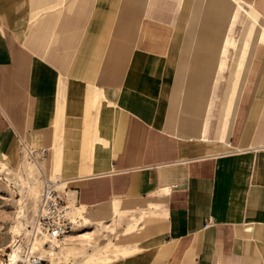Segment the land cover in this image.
Listing matches in <instances>:
<instances>
[{"label": "crops", "instance_id": "obj_1", "mask_svg": "<svg viewBox=\"0 0 264 264\" xmlns=\"http://www.w3.org/2000/svg\"><path fill=\"white\" fill-rule=\"evenodd\" d=\"M187 1L0 0V160L19 144L21 157L43 151L45 176L108 228L118 226L114 203L139 208L129 254L109 264H264V95L251 139L232 142L264 52V32L252 28L264 3L202 0L232 15L246 5L241 37L232 62L226 48L217 62L221 36L203 18L180 64Z\"/></svg>", "mask_w": 264, "mask_h": 264}, {"label": "rangeland", "instance_id": "obj_2", "mask_svg": "<svg viewBox=\"0 0 264 264\" xmlns=\"http://www.w3.org/2000/svg\"><path fill=\"white\" fill-rule=\"evenodd\" d=\"M55 1L57 0H48L45 5H57L55 4ZM64 1L66 2L69 0ZM83 1L76 0L78 9H80L79 7L82 5L81 3ZM85 1L87 2L83 5L89 6L91 0ZM132 1H134L133 3H135L137 6H144L146 0ZM249 1H255L257 3L259 2L261 4L264 3V0ZM71 4L73 5V9H75V3L70 2L67 6L69 7ZM242 5L240 4V1H237L235 13H238L236 15H232L221 11L215 5L210 4L209 1L205 2L202 0H188L184 9L185 16L180 18L183 23L179 24L178 26V35H180L179 37L182 38L178 41L179 56H177L176 59L180 62V64L183 63L184 59L187 61L194 43V37L196 36L195 34L203 18H205L207 21L205 27L215 34L221 36V43L218 51L219 57L217 62L221 61L222 58L219 53L223 52L224 48H226L227 63H231L235 53L232 43L234 41H238V39L241 37L240 35L243 22L245 17H247L241 10ZM1 9L2 7L0 6V15H2ZM63 9L65 11V8ZM136 9L138 11H144V7H137ZM3 10L7 11L8 9ZM19 10L23 11L22 9ZM8 11L10 13L12 12L11 10ZM14 13H17L16 9L11 13L12 15L10 16H13ZM189 15H191V17L187 23V18ZM263 22L256 23V25L253 24V30L256 29L259 32H264ZM259 63H262L263 65L258 67L257 65ZM180 74L182 75L183 73L180 72ZM228 79L232 80L233 77H229ZM233 90L234 88L231 92L232 96ZM242 90L243 89H241V91ZM215 92L216 89L211 87L210 96L212 107L214 105L213 102L216 96ZM224 93L225 88L222 89V96ZM263 95L264 52L259 51L256 57V64L254 65V68L247 81V87L243 101L239 107V118H237L232 136V142L234 144H242L243 142L245 143L251 139L250 131L253 123L255 122L256 112L259 108L261 99H263ZM233 106L234 104H232L231 98V104H229L228 108H233L234 111L235 108ZM220 120V117L215 119L212 127V137L218 136ZM18 146V151L21 153L22 146H20V144ZM0 158H3V156ZM23 160H25V158L21 157L20 165H15L10 162V160H0V262L6 261L8 259L7 254L12 251V246L15 244L21 245L23 248L22 256L24 259L27 260V255H29V252L32 250V257L37 255L44 257L46 261L44 264H109L112 262V260L118 258L120 255L124 256L129 254L125 250H122V247L127 244L126 241L130 235L135 237V235L138 233L139 225L137 223H135V226H132L134 227L132 230H129L128 225L131 223L134 224L135 221L132 219L133 217L139 218L141 216L139 208L130 205L131 209H129V207L124 204V202L114 203L117 210L116 213L118 215L112 218V223L117 224L118 226H112L108 228L106 217H92L85 215L84 212L81 214L80 209H77L79 206L77 207L71 203V201H69L73 212L75 215H77L78 222L75 224L76 226L74 227L73 232L70 233L69 236H66L64 241L60 242L61 250L59 253H56V256L51 258L50 255L44 251L51 249L49 245L44 244L46 240L39 238V241L35 242L33 241L32 232L27 231H33V226L29 227L27 225V221H29L30 225L35 223L40 206V199H36L34 197L35 193L31 190V186L35 187V191L41 195L43 181L40 174L34 181L33 179H28V173ZM39 165L42 167L41 163H39ZM43 173L45 172L43 171ZM52 177L53 178L47 177V179L56 181L54 175ZM59 190L62 193L63 190ZM83 209L86 211V208ZM23 214H25V216H23ZM124 217H127L128 220L123 221ZM92 223L96 224L90 228ZM109 230L114 233L115 237L104 238L106 236L105 234H108L105 231ZM19 264H26V262L20 261Z\"/></svg>", "mask_w": 264, "mask_h": 264}, {"label": "built area", "instance_id": "obj_3", "mask_svg": "<svg viewBox=\"0 0 264 264\" xmlns=\"http://www.w3.org/2000/svg\"><path fill=\"white\" fill-rule=\"evenodd\" d=\"M30 157L32 160L40 163L41 154L32 147ZM43 193L38 215L37 228L42 234L50 238L62 239L73 232L75 222L71 215L69 201L62 195L58 188L57 182L47 179L45 174L42 175ZM31 264H44L46 261L38 256L28 258Z\"/></svg>", "mask_w": 264, "mask_h": 264}, {"label": "bare ground", "instance_id": "obj_4", "mask_svg": "<svg viewBox=\"0 0 264 264\" xmlns=\"http://www.w3.org/2000/svg\"><path fill=\"white\" fill-rule=\"evenodd\" d=\"M25 147V146H24ZM26 154H25V156H24V158H25V160H23L24 161V165H25V168H26V171H27V176H28V179H33V181L34 180H36V178H37V176L40 174V176L42 177V175H43V169H42V167L39 165V163L38 162H36V161H34V160H32L31 159V157H30V154L31 153H29L28 152V150L25 152ZM20 154H19V152L17 151V146L15 147V149H14V151H13V153L10 155V157H9V160L13 163V164H18V165H20V156H19ZM22 161V162H23ZM5 163V162H4ZM19 167V166H18ZM22 170V169H21ZM25 172V171H24ZM26 176V175H25ZM53 176V174H50V172H49V178H53L52 177ZM27 180V179H26ZM50 180V179H49ZM29 181V180H28ZM54 182H57V184H58V188L60 189V187L62 186H64V183L62 184L59 180H56V181H54ZM30 184V183H29ZM62 184V185H61ZM39 186V185H38ZM27 187H29V186H27ZM28 189V188H27ZM30 189V188H29ZM31 190L35 193L34 195V197L36 198V199H40V204L39 205H41V199H42V193H43V187H42V189H41V195H39V193H37L36 191H35V187H32L31 186ZM39 192V191H38ZM36 206V205H35ZM70 207H71V215H73L72 216V218L74 219V221L75 222H77V215H75V213L73 212V210H72V206L70 205ZM36 208V207H35ZM39 213H40V206H39ZM39 213H38V215H39ZM38 215H37V220L35 221V223H33L32 225H30L29 224V221H27V225L30 227V226H33V231H31V230H27L28 232H32V237H33V241H39V238H41V239H45L46 240V242H44V244L45 245H49L50 246V250H44L48 255H50V257L51 258H54V256H56L55 254L56 253H59V251L61 250V248H60V242H62V241H64L65 239H66V236L64 237V238H62V239H57V238H50V237H47V236H45L44 234H42L41 232H40V230L37 228V224H38ZM23 216H25V214H23ZM67 236H69V234L67 235ZM42 243V242H41ZM33 244V243H32ZM43 244V245H44ZM22 252H23V248L21 247V245H18V244H15V245H13L12 246V251L10 252V253H8L7 254V256H8V259L6 260V261H2V262H0V264H19V262L20 261H24V262H26V264H31L30 263V259L28 260V258H30V257H32V255H33V251L31 250L30 252H29V255H27V260L26 259H24L23 258V254H22ZM43 252V251H42ZM38 256V255H37ZM38 257H40V259H44V257H41V256H38ZM45 260V259H44Z\"/></svg>", "mask_w": 264, "mask_h": 264}]
</instances>
